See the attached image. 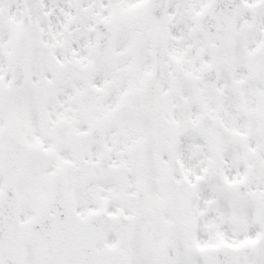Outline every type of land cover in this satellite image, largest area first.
Instances as JSON below:
<instances>
[{"label": "snow or ice", "instance_id": "1", "mask_svg": "<svg viewBox=\"0 0 264 264\" xmlns=\"http://www.w3.org/2000/svg\"><path fill=\"white\" fill-rule=\"evenodd\" d=\"M0 264H264V0H0Z\"/></svg>", "mask_w": 264, "mask_h": 264}]
</instances>
